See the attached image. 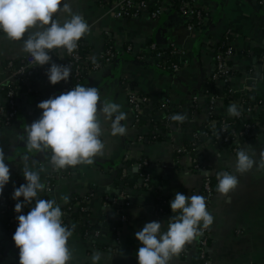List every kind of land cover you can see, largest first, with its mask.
<instances>
[{
  "label": "crops",
  "instance_id": "crops-1",
  "mask_svg": "<svg viewBox=\"0 0 264 264\" xmlns=\"http://www.w3.org/2000/svg\"><path fill=\"white\" fill-rule=\"evenodd\" d=\"M195 1L206 9L209 21L205 27L190 29L180 10L171 9L158 19L148 13L137 18H118L113 13V0H68L73 12L81 14L89 25L80 42L93 57H101L109 44L120 49L118 59L101 69L87 70L80 85L95 86L101 101L121 106L120 110L126 113V119L121 122L126 126V133L112 136L110 124L101 116L104 154L94 157L90 165L67 166L56 173L47 159L51 149L29 151L20 136L40 117L42 109L38 103L60 95L61 89L49 83L38 84L32 94L18 96L21 100L27 98L23 104L26 111L11 125L0 128V148L4 149L5 162L10 167V181L0 194V213L6 211L9 217L7 233L0 219V254L11 253L9 264H19V250L12 239L19 213L14 208L17 201L10 196L14 187L26 183L21 159L25 154L30 157L28 163L33 170H40L49 199L55 198L61 205L64 224L73 230L68 241L73 253L69 264H92L91 256L97 251L102 253L99 264H138L136 252L140 242L135 233L151 221H159L166 230L167 221L172 217L168 212H158L162 208L152 189L160 191L169 203L176 192L202 195L214 216L213 225L187 245L172 264H195L197 247L204 234L209 239L207 251L212 264L264 262V169L254 166L251 171L238 174L239 185L230 193L229 202L217 191L213 196L207 195L202 171L209 170V175L233 172L237 151L206 140L194 154L202 166L198 172L190 170L187 157L179 152L196 139L199 131L207 128L211 113L228 114L227 108L234 103L233 98L225 100L229 97L225 92L226 83L218 82L216 89L210 88L216 66L212 47L223 37L236 50L231 68L238 75L231 77L230 86L264 102V62L254 55L255 49L264 47V0ZM57 17L62 21L68 14L60 11ZM247 49L252 53L250 56L244 54ZM60 50L50 51L54 62ZM181 52L185 54L175 59L180 69L167 71L165 58ZM27 56L22 41H10L0 33V84L8 77L4 63ZM3 88L0 85V106L6 104ZM132 91L147 99L139 112L131 108L128 95ZM215 91L220 99L212 103ZM177 113L184 114L186 119L171 120ZM247 146L250 155L259 160V152L264 150V134L241 147ZM127 155H130V164L125 163ZM143 159L149 161L146 173L151 189L140 186L139 166L137 172L133 170ZM124 170L127 175L123 174ZM131 180L133 186L127 184ZM44 191L39 194L40 198L44 197ZM63 195L69 197L67 203L61 199ZM78 196L85 200V211L82 206L68 207L73 206L71 203ZM114 198L119 200L127 216L124 222L118 218V208L111 204ZM34 205L35 201L25 205L22 213L27 214ZM78 210L85 212L83 219L73 215ZM92 229L100 230L99 237L91 233Z\"/></svg>",
  "mask_w": 264,
  "mask_h": 264
},
{
  "label": "clouds",
  "instance_id": "clouds-1",
  "mask_svg": "<svg viewBox=\"0 0 264 264\" xmlns=\"http://www.w3.org/2000/svg\"><path fill=\"white\" fill-rule=\"evenodd\" d=\"M60 11L68 14L62 21L57 17ZM88 31L89 25L84 17L73 12L68 0H0V33L10 41H22L23 51L30 55L35 66L50 65L46 74L53 85L67 81L72 69L69 65L52 62L50 51L62 49L73 53ZM37 106L42 109L40 117L24 129L20 139L29 151L51 149L54 169L90 165L94 157L104 154L101 116L110 124L112 136L126 133V126L121 123L126 119V113L117 103L101 101L95 86L78 84L67 92L39 102ZM227 112L231 116L241 115L235 103L227 108ZM170 118L183 122L186 116L177 113ZM249 148L241 147L236 152L233 172L216 173V191L229 202L230 193L239 185L238 174L247 173L254 166L264 169V150L259 152L257 160L250 155ZM21 159L26 183L14 187L13 199L17 201L14 208L19 215L12 236L19 250V264H69L73 253L68 241L73 230L64 224L61 205L55 198L39 197L45 189L40 170H33L27 154ZM209 174V170L202 171L205 177ZM9 181L10 167L5 162L4 149L0 148V194ZM61 199L67 203L69 197L63 195ZM33 201L35 205L23 214L24 206ZM170 208L175 215L167 221L166 230L159 221H151L135 233L140 242L136 252L138 264H172L187 245L214 223V216L202 195L176 192ZM101 258L102 253L95 252L91 256L92 264H99Z\"/></svg>",
  "mask_w": 264,
  "mask_h": 264
},
{
  "label": "built area",
  "instance_id": "built-area-1",
  "mask_svg": "<svg viewBox=\"0 0 264 264\" xmlns=\"http://www.w3.org/2000/svg\"><path fill=\"white\" fill-rule=\"evenodd\" d=\"M113 13L118 18H137L141 16L143 13H148L150 16H152L155 19H158L161 17V15L167 11H170L175 7L174 0H113ZM180 12L181 14L186 17L188 22V27L190 29H196L199 27H205L208 24L209 21V15L206 11V9L197 4L195 0H182V4L180 6ZM229 35V34H228ZM229 38V36H228ZM81 45L82 43L79 41L78 48L71 54L67 53L64 50H60L59 54H57L58 61L57 64H65L69 65L72 69L71 76L67 81H61L57 84H59L61 93L67 92L71 88H73L76 85H80L81 82L85 78V70L90 69H101L105 64L110 63L116 55L120 52V49H118L115 46H110L105 53L102 56H105V62H95L91 63V59L93 56L88 54H83L81 52ZM156 45L153 44L152 48H155ZM214 50V56H215V70L212 75L213 79L215 80L216 87L217 83H226L227 85L231 84V62L233 60V57L236 53V50L229 45V39H228V48L225 50H218V45L215 47H212ZM129 50L131 47L128 48ZM238 53V52H237ZM184 52H181L180 54H170L165 59L172 58L174 59L173 62H171L170 68L174 71H178L180 69V64L175 61V59L179 55H184ZM54 57V56H53ZM264 62V58L262 59ZM4 67L6 71L8 72V77L5 82H2L0 85L8 86L10 87V90L7 93V96L5 97V105L0 106V125L2 127L9 126L17 119L19 116V109L17 107V100L18 98L15 96V92L12 86V84H15L16 82H22L26 84L29 87V91H33L35 88V85L38 84H45L49 83L48 77H47V68L42 66H35L34 62L32 61L30 55L21 58L20 63H15L14 60H8L4 63ZM86 68V69H85ZM44 75L47 81H38L34 84V82L31 80L32 77H34L37 74ZM231 87V86H230ZM217 91L214 92V95L211 97V102L215 103L220 99V96L218 94L215 95ZM230 92L232 93H246L243 91H235L232 87L230 88ZM246 94H249L248 92ZM250 95V94H249ZM129 101L131 104V108L135 110L136 112H139L141 109V106L144 102L147 101L146 97H141L136 92H129ZM251 97H254L250 95ZM197 97H195V100ZM233 101L235 104L238 105V108L241 112V115L239 117H244L246 119L252 118V119H259L260 113L263 115L264 119V102L262 99L257 100L254 102V105L247 107V112L243 114L244 111V104L246 101L239 95L233 98ZM8 105L10 107L9 110H6L5 106ZM213 112V111H212ZM214 115H228L229 114H214L211 113L209 122L207 123V128L212 131L211 136H214L215 128L219 125L220 132L222 133L223 137L221 139L222 143H227L229 147L233 151H238L239 148L244 143H247L249 140V137L252 135L251 128L252 123L251 122H245L243 127L240 129L236 128H229V126L233 123L226 120L224 117L216 118ZM257 121V120H256ZM257 125H259L260 128V135L264 134V123L261 124L260 122H257ZM179 152L184 153L187 157L188 164L190 166V170L193 172H198L202 169L201 164L199 163L197 157L193 156L192 151L184 148L179 150ZM130 155H127V160H130ZM149 161L147 159H143V161L139 162L137 166H139L140 169H142L141 178H142V185L144 187H149L150 178L148 174L146 173V166L148 165ZM145 169V172H144ZM59 169H55L56 173H59ZM124 175H127V171L124 170ZM217 178L215 175H208L205 177L203 182V189L207 193L208 196H213L215 193V189L217 186ZM47 190H50V187L47 188ZM83 203H85V200H83ZM164 204H168L169 201L164 200ZM114 207L117 209V215L120 221L124 222L127 219V216L123 213L121 206L119 204L118 199H113L111 203ZM82 209L85 211L86 207L82 205ZM159 213H163L164 211L162 209H158ZM171 215V214H170ZM172 216V215H171ZM173 217V216H172ZM89 223V221H88ZM86 223V224H88ZM90 227V224L88 225ZM11 232H13V228L10 229ZM91 233L99 237L100 230L99 229H92ZM208 242L209 239L206 234L203 235L202 239L200 240L197 252L200 254V261L196 264H212V261L210 257L207 256V248H208ZM253 264H264V262L260 263H253Z\"/></svg>",
  "mask_w": 264,
  "mask_h": 264
},
{
  "label": "trees",
  "instance_id": "trees-1",
  "mask_svg": "<svg viewBox=\"0 0 264 264\" xmlns=\"http://www.w3.org/2000/svg\"><path fill=\"white\" fill-rule=\"evenodd\" d=\"M174 2H175V7L173 8L175 11H178L179 12V10H180V6H181V4H182V0H174ZM227 41L228 40H226L224 37L222 38V41H220L219 42V44H218V50H225V49H227L228 48V43H227ZM110 46H113V45H110L109 44V47ZM108 47V48H109ZM107 48V49H108ZM81 52L83 53V54H88L89 53V51H87V49L83 46V45H81ZM245 55H247V56H250L252 53H251V51L249 50L248 51V49L245 51V53H244ZM119 55H120V52L116 55V57L112 60V61H114V60H116V59H118V57H119ZM254 55H258L259 56V58H261V59H263L264 58V47H260V48H257V49H255V51H254ZM258 58V57H257ZM168 61H167V63L165 64L166 65V70L167 71H170L171 70V68H170V65H171V62H173L174 61V59H172V58H169V59H167ZM15 61V63H20V59H15L14 60ZM56 61H58V60H56ZM52 62H54V57L52 56ZM95 62H102V63H104L105 62V56H101V57H99V58H95V60H93V58L91 59V63H95ZM232 63V62H231ZM231 65V64H230ZM50 65H44V66H42V67H46V68H48ZM86 69V68H85ZM86 72H87V70H85V74H86ZM230 73H231V75H233V76H236V75H238V73H236V72H234L233 71V69L231 68V70H230ZM31 80L34 82V84L36 83V82H38V81H47V79L45 78V76L44 75H41L40 73L39 74H37V75H35L34 77H32L31 78ZM49 81V80H48ZM210 82H211V84H210V88H215V86H216V83H215V80H210ZM53 85V84H52ZM55 85H57L58 87H60L59 86V84H55ZM214 86V87H213ZM11 87H13V89H14V92H15V96L18 98V96H20V95H22V94H26V93H31V92H33V91H29V87L26 85V84H24V83H22V82H16L15 84H12V86ZM209 88V89H210ZM230 85L228 84L227 85V87H226V89H225V92H226V95H229V97H226L225 98V100H228V99H232V98H234V97H236L237 95H239V96H241L245 101H246V103L244 104V111H243V114H245L246 112H247V107H249V106H252V105H254V102L255 101H257V100H260V98L259 97H251L249 94H246V93H240V94H237V93H232V92H230ZM10 90V87H8V86H5L4 88H3V90H2V92L4 93V96L6 97L7 96V93H8V91ZM32 94V93H31ZM5 108H6V110H9L10 109V107L8 106V105H6L5 106ZM262 113L263 112H261L260 113V116L258 117L259 119H252V118H248V119H246V118H244V117H236V116H228V115H224V116H221V115H214V117H216V118H222V117H224V118H226V120L227 121H229V122H231V123H233V124H231L230 126H229V128H236V129H240V128H242L243 127V125H244V123L245 122H251L252 123V128H251V132H252V135L249 137V139L248 140H252V139H254L255 137H257V136H259L260 135V128H259V125H257V122H260L261 124H263L264 123V119H263V115H262ZM257 120V121H256ZM15 122V121H14ZM2 127V125H0V128ZM211 134H212V131L210 130V129H208V128H203L201 131H199L198 133H197V137H196V139H194V141H191L190 143H188V145L186 146V148L187 149H189V150H191L192 151V154H193V156H195L194 154L196 153V151H197V147L198 146H200L201 144H203L206 140H211V141H213V142H220V144H223V145H225V146H229L227 143H222V141H221V139H222V137H223V135H222V133L220 132V128H219V125L215 128V133H214V136H211ZM51 155H52V152H50L49 154H48V158L47 159H49V160H51ZM127 162H125L126 164H130L131 162L129 161V160H126ZM122 170V169H121ZM121 172V171H120ZM144 172H145V169H144ZM140 173H142V169H141V172ZM215 175V174H214ZM55 178H53V180H54ZM142 180V179H141ZM55 181V180H54ZM54 181H52L51 180V182L53 183ZM52 183H51V185H52ZM127 184L129 185V186H133L134 185V181H130V182H127ZM50 185V186H51ZM140 186H143L142 185V183H140ZM151 186H152V184H151V182H149V187H144V188H146V189H151ZM153 190V192H154V195H155V199H156V201H157V203L159 204V208H162V210L163 211H165V212H168V213H170L172 216H174L175 215V213L171 210V208H170V203H168L167 205L166 204H164L163 202H164V200H166V198L162 195V193L160 192V191H158L157 189H152ZM45 192V195H44V197H42L43 199H49V193L47 194L46 192H49V191H44ZM215 192H216V189H215ZM11 197H13V194L10 196V198ZM83 197H76L73 201H72V203H71V205H73V206H68V207H70V208H72V207H74V206H82L84 203H83ZM157 204V205H158ZM67 208V207H66ZM5 209V208H4ZM114 210V212H115V209H113ZM117 210V209H116ZM76 212V213H75ZM74 212V216L75 217H78L79 219H83L84 217H85V212H81L80 210H78V211H75ZM6 211H4V212H2V213H0V219H1V221H2V225L4 226H6V224L8 223V221H9V217H7L6 215ZM77 215V216H76ZM86 223V222H85ZM119 223H120V221H119ZM118 227V223L116 224V226L114 227L115 228V230H116V228ZM90 228H92V227H90ZM5 232L7 233V230H8V227L6 226L5 227ZM3 230V229H2ZM207 256L209 257V253H208V251H207ZM200 261V254H196V256H195V264L196 263H198Z\"/></svg>",
  "mask_w": 264,
  "mask_h": 264
},
{
  "label": "water",
  "instance_id": "water-1",
  "mask_svg": "<svg viewBox=\"0 0 264 264\" xmlns=\"http://www.w3.org/2000/svg\"><path fill=\"white\" fill-rule=\"evenodd\" d=\"M255 59L257 60V58H255ZM259 62H261V61H259ZM199 95L202 96L203 95V92L200 93ZM25 100H27V98H24V100H21L20 98H18V100H17V107L19 109V114H21L22 111L23 112L26 111V107H23V104L25 103ZM133 170H134V172H137L138 171V166H135L133 168ZM10 262H12V260H11V253L7 254L6 256H1V254H0V264H9Z\"/></svg>",
  "mask_w": 264,
  "mask_h": 264
}]
</instances>
